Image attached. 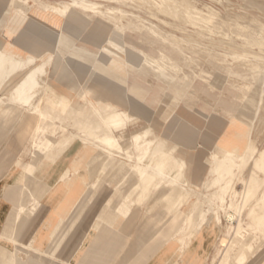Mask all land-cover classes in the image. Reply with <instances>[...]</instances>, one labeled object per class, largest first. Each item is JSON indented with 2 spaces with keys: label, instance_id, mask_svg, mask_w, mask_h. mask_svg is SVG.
<instances>
[{
  "label": "rangeland",
  "instance_id": "374dc122",
  "mask_svg": "<svg viewBox=\"0 0 264 264\" xmlns=\"http://www.w3.org/2000/svg\"><path fill=\"white\" fill-rule=\"evenodd\" d=\"M190 1V8L184 9L187 10L185 15L194 20L192 22L169 16L173 14L171 5H169V14L163 15L160 0H153L154 3L150 7L139 6L134 0H123L124 4L116 3L114 0H96L92 1L99 5L95 13L87 12L79 3L72 9L73 14L66 16H64L65 11H55L52 14L42 11L47 9L48 4H71L72 0H7L5 15L11 10L24 22L32 18L34 14H40L45 21L48 20L47 23L40 25L47 28L50 35L49 40H42V45L38 46L36 43L27 44L21 39L22 43L27 44H25L27 50L16 44L17 46L8 52L6 44H0L2 53L20 56L23 61L33 55L38 59L37 63L45 64L44 73L38 78L39 88L28 106L19 104L13 93L27 67L14 72L8 70L0 82L1 93L4 86L10 84V87L5 90L6 100L0 98V112L8 106L18 108L19 110L14 114L19 126L25 128L31 125L29 127L31 132L27 136L28 150L30 149L27 151V158L31 155L33 163L24 168L28 174L33 175L34 165L41 160H46L50 165L55 164L71 144L78 141V137L89 136L93 139L102 134L101 121L94 116L88 104L80 100L78 95L72 96L69 90L59 89L53 79L52 71L54 72L62 58H65L70 66L73 65L74 59L84 61L90 59L89 61H92L101 73L126 85L129 106L135 109L131 114L136 119L126 131L115 133L124 146L130 147L131 137L134 134L143 131L146 127H151L152 116L155 118L154 122L158 123L176 107L185 105L203 114H226L232 121L241 117L247 122L252 121L251 140L254 141L258 150L264 149V0ZM23 5L28 8L22 7ZM114 9L125 12L121 20L124 26L123 33L115 29L119 24L109 18V13L113 17L120 16ZM152 15H156L157 18ZM199 17H203L204 20L200 21ZM5 20L0 19V27H4ZM67 22H74L82 28H91L96 32L107 34V40L100 50L103 54L98 57L84 46L77 45L76 40L66 30ZM109 45L118 46L121 54L117 55L114 48L108 47ZM24 51L29 52L28 55H23ZM129 51L133 54H128ZM159 54L169 57L177 65L178 70H168L160 75L148 65L143 67L139 65L141 57L157 58ZM128 78H132L131 83L128 82ZM251 98L255 101L254 107L250 106ZM90 101L96 104L97 99L94 101L90 99ZM36 108L47 111L54 119L26 124L28 117L30 118ZM80 112L83 113L82 116L79 115ZM142 116L150 117L149 123ZM157 136L159 141L156 143V148L172 150V157L184 162L175 147L162 136ZM221 146L226 148L225 144ZM233 146L242 149V146H238L237 143ZM131 154L133 157L140 155L135 151ZM91 157V164L94 165L86 169L91 170L92 173L87 183L82 181L84 174L78 177V171L80 164ZM109 167L110 162L107 161L103 152L93 150L91 145H82L75 160L62 172L60 182L55 189L66 193L67 198L61 203L63 208L72 205H75V208L51 220L46 237L48 247L44 252L24 245L18 250H31L52 258L70 233L74 223L84 212L91 200L92 191L97 189L104 178L107 177L109 184L113 181L114 185L119 180L116 177L121 176L115 186L117 188L131 168L128 165L122 172L115 173L110 178ZM181 171L182 176L178 179H185L191 187L195 184L202 194L210 197L216 192L219 193L220 184L213 183L216 175L209 174L210 166L202 180L195 182L186 178L185 166L181 167ZM245 171L243 175L236 172L230 184L237 192L242 190V180L249 178L251 168L248 167ZM255 178L257 181L264 180V172H255ZM135 179V176L130 174L124 188L122 190L117 188L119 193L116 200L114 198L111 200V203L115 204L108 202L99 214L98 221L113 223L120 217H127L130 209L136 207L138 193H135L125 204L129 208L123 206L126 202L125 196L135 183ZM40 186V184L36 185L29 193V197L34 199L35 194L41 195ZM78 186H80L79 189ZM168 191L166 187L155 190L151 195L154 201L152 203L150 199L149 205L151 203L154 206L157 205ZM228 196H225V202H229ZM203 209L202 201L192 198L185 208L174 216L173 221L179 228L163 245H167V252L176 246V250L184 252V256L177 252L175 259L180 261L167 264H264V226L259 225L256 220L257 217L264 218V197L244 209L242 215L231 224L222 217L221 225H216L215 220L210 218L208 224L216 225V230H201L198 235L196 226L200 222ZM24 210L23 203H19L11 210L6 222V226L10 227L9 232L16 227ZM158 210L156 212L154 210V214L150 213L154 216L153 221L142 225L145 209L135 230L129 234L127 248L120 252L115 264H146L144 250L151 242L168 235V232H163V228L165 223L172 219V216L168 215L163 208ZM58 220L59 226L50 236ZM207 234H211L209 246L201 249L200 238ZM90 257L91 249L83 252L81 260L84 261Z\"/></svg>",
  "mask_w": 264,
  "mask_h": 264
},
{
  "label": "crops",
  "instance_id": "0c3cea01",
  "mask_svg": "<svg viewBox=\"0 0 264 264\" xmlns=\"http://www.w3.org/2000/svg\"><path fill=\"white\" fill-rule=\"evenodd\" d=\"M6 4L7 0H0V19H6L4 27H0V44H6L8 52H11L10 50L16 47V44L23 46L25 49L27 44L36 43L38 46L39 44L42 45V40H49V31L44 26L40 25L41 23H47L48 20L45 21L40 14H34L32 18L22 22L20 17H16L11 10L5 15L4 11L7 6ZM22 7L28 8L25 5ZM21 15L23 16V14H20V16ZM65 26L67 27L66 30L68 34L76 40L77 45L84 46L89 52L97 54L98 57L103 54L100 50L107 40V34L96 32L91 28H82L74 22H67ZM37 38H39V40ZM21 39L27 44L25 43V45L22 43ZM108 47H113L117 55L121 54L118 46L109 45ZM39 49H41L40 46ZM25 50H27V48ZM28 53L24 51L22 54L26 56ZM7 54L16 57L12 53ZM128 54L133 53L129 51ZM159 55L157 58H159ZM16 58L23 60L20 56ZM89 60L74 59L73 65L70 66L66 59L62 58L54 72L52 71V77L56 81L59 89L64 91L69 90L72 96L76 97L78 95V98L86 104L91 102L90 99L92 101L97 99L96 102L104 100L101 102L113 105L128 115L129 122L127 126L113 131L115 139L121 146L122 152L119 153V155L124 157L125 150L128 146L122 145L115 133L126 131L129 125L134 123L136 117L132 115L131 112L135 109L129 106V94L126 85L103 72L101 73L95 68L92 61ZM136 61L138 62V60ZM52 62L54 63V60H52ZM36 65H38L37 62L33 66ZM139 65H142V67L145 65V59L143 57H141ZM33 66L31 68H33ZM51 66L53 67V64ZM24 74L25 73H23V75ZM128 82L131 83L132 78H128ZM9 87L10 84L5 85L3 92H0V98L4 101L7 98L5 90ZM18 98L19 96L16 95V101ZM119 107L126 109L123 110ZM14 112H16L15 107L10 106L8 116L4 119H0V264H115L120 252L125 251L127 248L129 234L135 230L145 209L146 213L144 214L142 225H147L149 222L153 221L154 216L150 214V211L157 208V205H152L154 197L151 199L150 195L148 197L149 199H147L146 203L142 205L141 208L132 207L127 217H120L113 223L98 221L97 218L104 206L108 202L112 204V198L116 200V196L119 193L118 191L123 189L118 186L117 188L119 190L117 191L115 187L117 182L121 179V176L116 177L119 180H117L114 185L113 181L109 184L107 182V177L104 178L97 189L92 191L91 200L86 205L84 212L80 215L76 223H74L70 233L52 258H47V256L34 253L31 250H18V248L24 245L38 248L40 252H44L48 247L46 237L51 220L75 208V205L63 208L61 203L67 198L66 193L55 189L60 182L59 178L62 172L69 166V163L75 160L78 152L81 151L83 143L78 140L71 144L53 165H50L46 160L39 161L34 165L35 170L33 175H30L24 168L31 166L33 163L31 155L27 158V151L30 150H28L29 145L27 136L31 132V128H29L31 125L26 123L29 126L25 128L20 127ZM79 115L82 116L83 113L80 112ZM142 117L149 123L150 117ZM154 119L155 118L152 116L151 135L148 139L154 141L157 137L159 141L157 135L162 136L164 140L176 148V151L179 152L184 159L185 164L182 160L172 157V150H159L160 147H157L155 149L156 154L160 152L159 154L162 153L167 157L170 161L167 166L168 168H174L175 166L181 168V166H185L186 178L193 182L202 180L205 176L208 169L206 159L212 152L218 150L217 148H220L221 144H225L226 148H230L237 143L238 146L240 145L243 148L249 140L247 137V124L239 118L232 121L226 114H203L185 105H180L162 121L156 123ZM148 128L149 127H146L143 131ZM93 150L97 149L94 148ZM107 161L110 162L109 170L115 167L120 168L118 172L110 173V178H112L115 173L122 172L126 166H132V164L124 158H107ZM91 163L92 157L80 164L78 177L84 174L82 178L83 182H88L90 180L91 176H87L86 173V171L89 170L86 169L94 165ZM139 165L141 166L143 164ZM129 176L128 172H126L123 182L126 183ZM178 177L179 176H176L173 180H166V182L173 185V189H168L169 191L162 199L170 198L173 200L171 205L165 209V212L172 216V219L168 220L163 228V232H168V235L162 239L151 242V244L146 247L143 252V256L147 258V260H145L146 264L151 262L167 264L171 262L178 263V261H180L179 259H175L177 252L182 253L179 249L176 250V246H174L173 250L167 252V245H163L179 228L173 221L174 216L181 211V209L185 208V206L179 208L175 207L176 200L185 193L183 189L176 184L181 181ZM183 182L188 184L185 179ZM38 184L41 185V195L38 196L35 194L34 199H32L29 197V193H31ZM79 188L80 186H78V189ZM135 188L136 181L129 192H127L125 200L128 198L130 200L135 193H138V198L140 197L142 192L135 190ZM163 188L165 187L161 189ZM150 199L152 200L151 205H149ZM19 203H23L25 210L21 214L16 227L12 229V232H9L10 227L9 225L6 226L7 218L11 210ZM126 203L128 202L126 201L123 206L129 208L125 205ZM159 203H161V201ZM206 209V205L204 204L203 211ZM155 212L153 211L152 214ZM59 222V220L56 221L50 236L57 230ZM210 224L207 223L200 230H197L196 226V231H198L197 234L199 235L201 230H216L215 225L212 223ZM210 235L211 234L203 235L200 238L199 246L201 249H204V247L208 248ZM160 246L162 247L160 248ZM90 249L91 257L82 261L81 256L83 252ZM182 256H184V252ZM182 256L180 255L179 257L181 258Z\"/></svg>",
  "mask_w": 264,
  "mask_h": 264
},
{
  "label": "bare ground",
  "instance_id": "6f19581e",
  "mask_svg": "<svg viewBox=\"0 0 264 264\" xmlns=\"http://www.w3.org/2000/svg\"><path fill=\"white\" fill-rule=\"evenodd\" d=\"M92 1L96 0H80L79 3L80 6L87 12L95 13L98 10L99 5ZM122 1L123 0H114L116 3L124 4ZM160 1L162 3L161 6L163 7V15L169 14V5H171L173 14H169V16H172L173 18L179 17L180 19L187 22L194 21L185 15L187 10L184 8H190V0ZM134 2L139 6L147 7L152 6L154 3L153 0H134ZM79 3L78 0H72L71 4H48L47 9L43 12L52 14L55 11H65L64 16L72 15V9L76 8ZM114 10L119 13L120 16L113 17L109 13V18L113 19L116 24H119V26L117 25L115 29L123 33L124 26L122 25L121 20L124 17L125 12L120 9ZM152 16L157 18L156 15ZM199 20L203 21L204 18L199 17ZM144 59L145 65L154 68L160 75L164 74V72L168 70H178L177 65L169 57L163 54H161L159 58H150L146 56ZM37 61L38 59L34 56H30L26 61H23L16 57H12L8 54L0 52V82L4 79V74L8 73V70L14 72L27 67L24 72L25 74L18 82L13 92L19 96L17 102L22 106H28L31 104V101L39 88L38 78L39 76L43 75L45 64L38 63V65L33 66ZM32 66L33 68H31ZM27 70L29 71L26 72ZM88 106L91 108L94 115L100 119L102 125V134L95 136L93 139H91L89 136H82L78 137V140L82 142L83 145H91L93 149L95 148L102 151L106 158H124L132 164L129 172L136 178L135 190L142 192L136 202L137 208H141L142 205L146 203L147 199H149L148 197L152 195V193L158 188L166 187L168 189H173V185H171L169 182H166V180H173L176 176H182L181 168L177 166L174 168H168L167 166L170 161L167 159V157L162 153L159 154L160 152L156 154L155 146L158 142L157 137L154 141H150L148 139L151 135V127L141 133L135 134L131 140L132 145L126 148L124 157H121V155H119V153L122 152L121 146L115 139L113 131L127 126V123L129 122L128 115L125 112L119 110L117 107L104 102H96V104L89 102ZM250 106H255V101L253 99L252 103H250ZM18 110L19 109L16 108V111ZM9 111L10 106L4 108L0 112V118H6ZM53 119L54 118L47 111L36 108L34 109L33 113H31L30 118L28 117V124L37 123L40 120L48 121ZM239 119L247 124V137L249 140L246 146L241 150L237 146H231L230 148L220 146V148H217L218 150L211 153L210 158L206 159L207 166H210L209 174L216 175L213 183L220 184L219 193L216 192L209 197L208 195L202 194L195 184L193 187H191L187 183L183 182L184 180L176 183L185 192L180 198L176 200V208L185 206L192 198L199 199L202 201V204L206 205L207 209L200 215V222L197 224V230L202 229L204 225L208 223L210 218H213L217 225H221L222 217H224L231 224L242 215L244 209L248 208L253 202L260 201L264 197V180L262 179L257 181L255 178V172H264V149L261 151L258 150L254 144V141L251 140L253 133L252 121L247 122L243 120L242 117ZM159 150L162 149L160 148ZM132 151L138 152L140 155L133 157L131 154ZM139 164L143 165L140 166ZM248 167L251 168V174L248 179L242 180V190L237 192L232 185L230 186V184H232V180L234 179L236 172L239 175H243L244 171ZM118 170H120L119 167L111 168L110 173L112 174L116 171L118 172ZM129 172L128 175H130ZM86 173L87 176L92 175L90 170L86 171ZM125 184L126 183L123 182L121 185H119L120 188H124ZM227 195H229V202L224 201L225 196ZM126 201L129 202V198L126 199ZM172 201L173 200L170 198L161 200V203L157 204V208L154 210L156 211L159 208H163L165 210L171 205ZM154 210H151L150 213H152ZM256 220L259 225L264 226V218L257 217Z\"/></svg>",
  "mask_w": 264,
  "mask_h": 264
},
{
  "label": "snow or ice",
  "instance_id": "6c2138e0",
  "mask_svg": "<svg viewBox=\"0 0 264 264\" xmlns=\"http://www.w3.org/2000/svg\"><path fill=\"white\" fill-rule=\"evenodd\" d=\"M39 40V38H37Z\"/></svg>",
  "mask_w": 264,
  "mask_h": 264
}]
</instances>
